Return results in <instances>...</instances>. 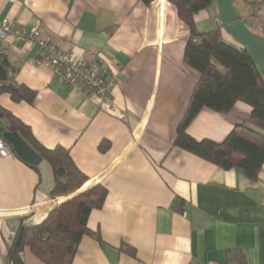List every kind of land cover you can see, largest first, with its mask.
<instances>
[{"label": "crops", "instance_id": "0c3cea01", "mask_svg": "<svg viewBox=\"0 0 264 264\" xmlns=\"http://www.w3.org/2000/svg\"><path fill=\"white\" fill-rule=\"evenodd\" d=\"M5 19L26 32L41 22V37L83 62L96 59L108 70L103 78L116 85L117 109L111 112L98 96L36 65L40 49L29 40L6 58L9 75L37 96L33 103L16 102L2 91L0 106L44 148L70 152L89 178L76 193L98 184L108 190L88 219L102 241L84 235L72 264H242L240 256L246 264H264V165L249 180L239 168L225 170L174 144L200 73L184 60L189 29L172 3L0 0V21ZM215 27L224 42L250 53L264 81V9L214 0L196 15V29ZM234 129L253 140L264 134V124L243 101L226 114L203 108L188 133L222 142ZM12 152L0 156V264L9 260L17 236L12 224L2 226L7 218L38 224L69 196L52 198L40 190V172ZM124 243L135 256L120 250ZM22 260L44 264L29 248Z\"/></svg>", "mask_w": 264, "mask_h": 264}, {"label": "trees", "instance_id": "16d2710c", "mask_svg": "<svg viewBox=\"0 0 264 264\" xmlns=\"http://www.w3.org/2000/svg\"><path fill=\"white\" fill-rule=\"evenodd\" d=\"M149 5L154 0H142ZM180 20L189 29L185 47V62L200 73L185 114L177 127L174 144L225 170L239 168L249 180H256L264 165V134L250 139L234 129L222 142L211 139L197 140L188 133V127L203 108L229 113L238 101L248 103L252 118L264 124V81L246 49L236 48L222 40L221 31L215 27L206 32L196 29V15L208 9L214 0H168ZM0 61L11 73L8 60ZM9 81L17 88H2L16 102L33 103L37 92L18 84L9 75ZM0 124L5 131L19 132L22 137L52 166L55 186L50 197L56 198L76 193L89 178L79 169L70 152L64 147L44 148L35 140L30 128L13 113L0 106ZM106 146L103 145L102 149ZM108 190L102 184L91 187L52 208L38 224L27 225L20 247L10 248L7 258L23 263L22 253L29 248L44 264H72L84 235H93L102 241L99 231L88 226L91 212L100 209ZM181 201L174 208L182 211ZM120 250L132 256L136 251L128 244ZM242 264H246L240 256Z\"/></svg>", "mask_w": 264, "mask_h": 264}, {"label": "built area", "instance_id": "2783aa9c", "mask_svg": "<svg viewBox=\"0 0 264 264\" xmlns=\"http://www.w3.org/2000/svg\"><path fill=\"white\" fill-rule=\"evenodd\" d=\"M256 9H264V0H242ZM42 23L39 22L30 31H21L14 28V20L0 21V56L7 58L14 51L19 50L23 40H29L39 46L41 57L36 65H45L52 71L54 77L61 83L77 87L87 94H94L111 111L117 107L112 98L115 88L113 80H106L102 69L96 59L89 63L83 62L74 53L61 49L55 42L41 37ZM124 115L122 114L121 117ZM13 154L10 145L0 134V156L8 157ZM3 264H23L14 260H6ZM202 264H221L217 261H207Z\"/></svg>", "mask_w": 264, "mask_h": 264}, {"label": "water", "instance_id": "95a60500", "mask_svg": "<svg viewBox=\"0 0 264 264\" xmlns=\"http://www.w3.org/2000/svg\"><path fill=\"white\" fill-rule=\"evenodd\" d=\"M2 88H10L16 89L17 86L9 81V74L4 65L0 61V89ZM0 134L7 141V143L11 146V149L15 152V154L26 163L30 164L37 171L40 172L42 177V185L40 186V190H42L46 194H50V192L54 189L55 181H54V173L52 166L50 163L45 160L41 154H39L23 137L19 132H9L5 131L4 127L0 124ZM80 192L69 195L66 199L72 198L73 196L79 194ZM65 199V200H66ZM23 220L22 216L17 218H7L2 226L12 224L15 229L16 239L13 241V250H16L20 247L22 242V237L25 233L26 226L21 225ZM11 244V245H12Z\"/></svg>", "mask_w": 264, "mask_h": 264}, {"label": "rangeland", "instance_id": "374dc122", "mask_svg": "<svg viewBox=\"0 0 264 264\" xmlns=\"http://www.w3.org/2000/svg\"><path fill=\"white\" fill-rule=\"evenodd\" d=\"M154 1H156V0H154ZM154 1H153V2H154Z\"/></svg>", "mask_w": 264, "mask_h": 264}]
</instances>
